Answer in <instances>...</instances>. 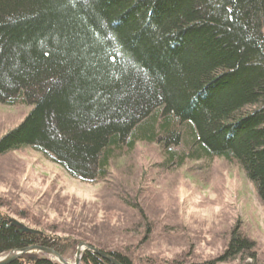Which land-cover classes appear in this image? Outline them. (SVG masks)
Masks as SVG:
<instances>
[{"label":"trees","instance_id":"trees-1","mask_svg":"<svg viewBox=\"0 0 264 264\" xmlns=\"http://www.w3.org/2000/svg\"><path fill=\"white\" fill-rule=\"evenodd\" d=\"M0 104L29 110L0 137V157L33 150L96 184L114 158L158 143L167 169L236 164L264 208V0H0ZM35 244L65 255L78 241L20 233L0 211V255ZM167 262L258 259L234 230L217 259ZM82 263L112 264L90 250Z\"/></svg>","mask_w":264,"mask_h":264},{"label":"rangeland","instance_id":"rangeland-1","mask_svg":"<svg viewBox=\"0 0 264 264\" xmlns=\"http://www.w3.org/2000/svg\"><path fill=\"white\" fill-rule=\"evenodd\" d=\"M28 111L0 104V137ZM164 158L158 143L140 142L110 162L105 181L88 184L36 151L8 153L0 157V211L61 246L77 240L74 250L60 253L69 264L75 263L80 244L99 251H132L140 260L134 264H147L148 258L158 264L213 260L223 256L234 230L255 244L258 264H264V208L243 171L223 159L187 160L171 170L163 167ZM117 193H124L126 201ZM82 249L79 264L87 252ZM30 253L60 262L49 252ZM28 260L26 254L18 262L33 264Z\"/></svg>","mask_w":264,"mask_h":264},{"label":"water","instance_id":"water-1","mask_svg":"<svg viewBox=\"0 0 264 264\" xmlns=\"http://www.w3.org/2000/svg\"><path fill=\"white\" fill-rule=\"evenodd\" d=\"M10 222L13 225L17 226L18 231L20 233L42 234L41 232H39L37 230H34V229L26 227L21 222L15 220V219H10ZM83 246L86 248V250L89 249V250L93 251L94 253L100 255L102 258L110 261L112 264H121L116 259L112 258L110 255H108V254H106V253H104L102 251L96 250V248L90 247V246H88L86 244H80L79 245V249L77 251V255L78 256H77L76 261H75L74 264H79V256L82 257L81 255H82V253H84V250L82 249ZM31 250H39V251H43V252H49L50 254L55 255L56 257H58L61 264H69L67 261L64 260V258L57 251H55L53 249H50V248H46V247L40 246V245H32V246H28V247H25V248L12 250V251L9 252V254L5 258L0 260V264H12L21 255H23L25 253H28Z\"/></svg>","mask_w":264,"mask_h":264}]
</instances>
